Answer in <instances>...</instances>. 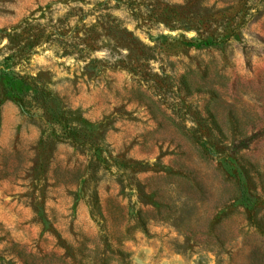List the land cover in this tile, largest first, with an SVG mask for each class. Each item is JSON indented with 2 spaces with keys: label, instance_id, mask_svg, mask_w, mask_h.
<instances>
[{
  "label": "rangeland",
  "instance_id": "obj_1",
  "mask_svg": "<svg viewBox=\"0 0 264 264\" xmlns=\"http://www.w3.org/2000/svg\"><path fill=\"white\" fill-rule=\"evenodd\" d=\"M0 264H264V0H0Z\"/></svg>",
  "mask_w": 264,
  "mask_h": 264
}]
</instances>
